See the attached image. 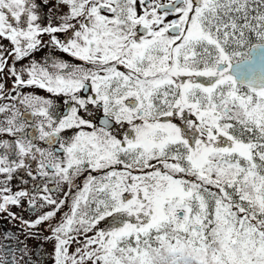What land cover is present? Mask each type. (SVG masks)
Segmentation results:
<instances>
[{"label": "snow or ice", "instance_id": "snow-or-ice-1", "mask_svg": "<svg viewBox=\"0 0 264 264\" xmlns=\"http://www.w3.org/2000/svg\"><path fill=\"white\" fill-rule=\"evenodd\" d=\"M0 219L52 264H264V0H0Z\"/></svg>", "mask_w": 264, "mask_h": 264}, {"label": "rangeland", "instance_id": "rangeland-1", "mask_svg": "<svg viewBox=\"0 0 264 264\" xmlns=\"http://www.w3.org/2000/svg\"><path fill=\"white\" fill-rule=\"evenodd\" d=\"M46 95V93L44 94ZM16 211L19 212V209H16ZM32 219H34L35 217H31ZM42 228H44V231L42 232L43 236H47L49 234V231L47 230V228L45 226H41ZM19 238L23 239L22 243L24 245L27 246L28 249V253L27 255H25V253L23 252H18L15 253L17 259H20V257H24V259H27L28 256H32L33 259H35L37 253H36V249L39 246L40 249L43 251L44 253V259L46 261V264H52V260H51V253H52V243L43 239H25V235L24 233L19 235ZM4 240V236L1 234L0 235V240ZM6 253V249L2 248V246L0 245V255H4ZM20 264H24V260H20Z\"/></svg>", "mask_w": 264, "mask_h": 264}, {"label": "flooded vegetation", "instance_id": "flooded-vegetation-1", "mask_svg": "<svg viewBox=\"0 0 264 264\" xmlns=\"http://www.w3.org/2000/svg\"><path fill=\"white\" fill-rule=\"evenodd\" d=\"M5 43H7L5 41ZM49 53V50L48 49H44L42 52L38 53L37 56L38 58L39 57H42L46 54ZM57 56H63L64 59L66 60H71L72 58L67 56L66 54H62V53H59L57 52L56 53ZM25 91H32L31 89H26ZM41 95H44L45 93L44 92H40ZM61 106L62 103H61ZM101 118H102V114H100ZM13 185H14V188H18V187H21V183H20V180L17 179L15 181H13ZM25 217L28 218V213L25 212L24 213ZM5 230H9L13 233H16V235L18 236L19 238V235L22 234L23 232L20 231L17 227V225H15L14 223H11L9 222L7 219H0V235L2 234L4 236V232ZM23 239L19 238L18 241L17 240H11V241H7V240H0V245L2 246V248L6 249L5 245H8L9 243L11 244V246H13L14 248H16V252L15 253H18L20 252V248L24 246V244L22 243Z\"/></svg>", "mask_w": 264, "mask_h": 264}]
</instances>
